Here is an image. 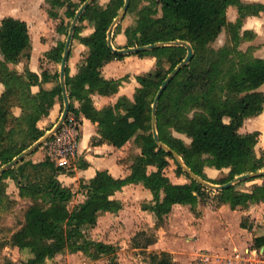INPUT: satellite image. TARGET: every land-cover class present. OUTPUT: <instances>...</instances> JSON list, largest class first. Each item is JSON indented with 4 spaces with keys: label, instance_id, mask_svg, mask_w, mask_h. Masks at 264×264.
I'll list each match as a JSON object with an SVG mask.
<instances>
[{
    "label": "trees",
    "instance_id": "trees-1",
    "mask_svg": "<svg viewBox=\"0 0 264 264\" xmlns=\"http://www.w3.org/2000/svg\"><path fill=\"white\" fill-rule=\"evenodd\" d=\"M138 1L142 0H131L129 10ZM147 1L150 5L139 11L136 25L125 31L128 48L188 42L195 51L191 63L171 80L159 100L157 130L160 140L179 153L193 172L212 183L224 184L244 173L263 169L264 159L258 157L255 150L260 132L243 134L240 128L246 119L258 116L264 110V91L261 90L264 85V58H257L238 47L248 36L247 32L244 37L240 35L245 18L264 12V3L246 4L242 0ZM124 4L125 0H110L105 6H100L94 0L88 6L80 22L88 20L94 31L82 36V26H77L74 38L86 45L89 53L75 76L70 75L67 66L66 83L71 101L70 112L78 120L84 115L98 123V143L108 142L121 148L135 138L142 152L132 165L130 175L125 178H116L108 170L98 171L89 183L88 199L73 211L68 207L73 192L63 186L56 175L64 169H55L54 162L49 159L34 163L26 162L24 158L23 172L30 166L42 171L39 180H30L21 186V195L41 194L46 203L30 206L22 228L12 237L17 247L31 249L33 257L29 264H44L63 251L82 249L74 240L82 235V227L95 225L100 213L119 211L122 203L112 196L128 184L143 182L152 192L154 204L149 210L158 220L170 214L177 204L197 206L208 189L191 178L175 155L157 143L154 135L155 98L169 74L186 58L188 50L185 46L165 45L136 53L140 57H156L157 68L136 75L140 86L134 99L123 96L115 105L103 109L94 105L92 95L116 93L123 82V79L105 78L103 68L126 55L114 51L108 44V32ZM47 5L54 18H60L58 8L66 7V16L72 21L80 10V6L76 7L72 0H47ZM232 5L238 8L240 14L236 23L228 19V8ZM63 24L62 21L58 30L68 37L72 22L69 27ZM224 29L233 31V45L211 48L210 43ZM65 46L66 40H61L46 56L61 64ZM31 47L28 23L19 18L5 17L0 25V82L5 86L0 97V168L45 135L38 122L49 115L56 97L63 98L59 72L54 76L59 80L57 86L52 90L42 87L40 92L33 93V85H42L50 79L47 72H43L41 81L40 76L28 67L24 73L12 67L19 64L23 57L30 58ZM165 61L171 64L169 70L163 66ZM75 101L80 102L79 107H76ZM14 107L22 109L21 116L14 114ZM174 132L185 134L191 143L175 136ZM19 136L23 138V144L18 146ZM28 138L32 139V143L24 144ZM170 159L177 165L176 174L191 178L190 182L173 183L170 180L164 173ZM207 165L219 170L231 168L229 178L215 182L204 171ZM149 166H155L156 170L149 172ZM44 168H48L49 172ZM12 174L13 168H10L1 177ZM262 201L264 184L254 186L251 191L236 190L235 186L219 191V202L230 204L233 209ZM93 243L101 253L115 251L110 244ZM254 246L264 248V234L255 238ZM155 258L156 264H172L167 253ZM111 264H119V261L114 259Z\"/></svg>",
    "mask_w": 264,
    "mask_h": 264
},
{
    "label": "rangeland",
    "instance_id": "rangeland-1",
    "mask_svg": "<svg viewBox=\"0 0 264 264\" xmlns=\"http://www.w3.org/2000/svg\"><path fill=\"white\" fill-rule=\"evenodd\" d=\"M21 1L25 4V2H29L30 0ZM86 1L72 0L74 5L76 7L80 6V8ZM95 1L100 6H105L110 2V0ZM15 5L18 8L21 6V4ZM148 5H150V2L147 0L136 2L132 9H128L125 16L118 22L113 31V42L116 48H128L129 43L127 36L125 44L121 45L119 43L120 38H122L120 34H125L128 27L136 25L139 11ZM66 9V7L58 8L60 14L58 26L62 24V21L64 22L63 26L67 27H69V23L73 22L71 18L66 16ZM77 26H82L81 32L87 27L84 25V22H79ZM68 30L70 31V29ZM62 35L63 40L67 41V35ZM232 37L233 31L224 29L220 36L215 41L211 42L209 46L218 49L224 45H233L234 42ZM74 39L77 40V38ZM241 43L242 41L239 43L238 48L243 51L240 49ZM247 52L254 56L252 50H247ZM140 58L143 57L137 54H126L120 59L119 61H121V64L119 65V72L122 73V77L119 79L130 81L131 79H135L137 74L152 72L157 68L156 63L147 71H145V69H139L140 66H138V62ZM27 60L26 57H23L21 60L26 64L25 69L28 67ZM42 63H44V65H42L43 71L45 69V71L52 70L57 73L61 70V65L57 62L50 67V61L47 56ZM163 66L165 70H169L171 64L165 61ZM20 67L22 68L23 66L20 64ZM15 68H17L16 65ZM25 69L23 68L24 71ZM24 71L22 73H24ZM55 80L58 84L59 80ZM61 102L62 117L65 107L64 98L61 99ZM71 114L74 115L70 112V115ZM77 121L79 122V150L81 123L80 120L77 119ZM38 124L44 126L42 122H38ZM174 135L184 139L188 144L191 143L190 138L185 134L174 132ZM22 139L23 138L20 136L18 137V146L23 144ZM52 139L41 146L44 152L41 162L49 159L54 162L56 169L57 167H61L58 165L60 157L55 158V161L51 159L49 142ZM98 142L99 140L97 139L92 141L93 145ZM30 143H32L31 138H28L24 142V144ZM34 144L35 143L31 146ZM37 150H39V148ZM126 151L128 152V158L132 165L138 161L142 152L141 146L135 138L127 145ZM31 156V154L28 155L24 160H26V162H33ZM84 162V155L76 151V153L68 159V162L65 164L66 166L61 167L64 170L56 173L57 178L62 175L66 177L72 174L74 172L73 169L76 166H82ZM5 165L6 164L2 165L1 168ZM21 166H23L22 161L12 167L13 174L16 175V178H14L13 174L8 177L0 176V264H29V260L33 257L31 249H21L17 247L14 245L12 237L22 228L25 221V213L30 206L35 203L46 204L41 194L38 196L21 195V186L28 184L30 180H39L42 171L30 166L23 172ZM176 167L177 165L174 160L170 159V165L165 169L164 173L169 176L173 183L176 181V177H178L182 183L190 182L192 177L190 176L191 178H187L186 176H178L176 174ZM44 171L49 172L48 168H44ZM148 171L151 172L150 169H148ZM260 171H264V168L256 172ZM230 172L231 168H224L215 174L213 173V175H211L212 177H208L215 182H222L229 178ZM23 173H25V176ZM59 180L63 186L68 187L73 192V196L68 202V207L71 211L88 199L87 193L89 183H84L83 180H80L68 185L64 176ZM263 184L264 177L261 176L239 182L235 185V188L236 190L251 191L254 186ZM207 188L208 189L202 194L197 206L176 205L173 207L172 212L166 215L162 220H158L154 213L149 210V207L154 204L153 195L148 197L142 192V190H144L142 187H135L134 189L127 190L125 202L121 201V211L115 213H100L95 225H85L82 227V235L74 239L82 249L63 251L54 258L48 259L44 264H111L114 259H117L119 264H156L155 256H161L162 253L170 255L172 264H260L259 260L253 262V260H250V257H244L246 252L245 247L240 246V248L238 246L237 248V245L223 243V237H226L221 223L222 219L224 220L228 213L224 211L220 212V214L217 213L218 207L221 204L219 202L220 190ZM238 210L248 211V213L241 218L242 226L248 229L256 228V233L258 235L264 231V201L251 202L246 206H240ZM232 227L234 229L239 228L236 219L233 221ZM93 242L110 244L115 247V251L113 253H101ZM224 247L226 249H224ZM229 248L233 250L232 255L225 252V250H230Z\"/></svg>",
    "mask_w": 264,
    "mask_h": 264
},
{
    "label": "crops",
    "instance_id": "crops-1",
    "mask_svg": "<svg viewBox=\"0 0 264 264\" xmlns=\"http://www.w3.org/2000/svg\"><path fill=\"white\" fill-rule=\"evenodd\" d=\"M244 3H264V0H242ZM15 4H21L18 8ZM228 19L231 22L236 23L240 17L239 10L236 6H230L228 8ZM15 17L22 20H25L28 23L30 34L32 37V47L29 50L30 58L27 60L28 68L37 73L40 76V80L43 78V68L42 63L45 54L51 51L53 48L58 46V43L63 40L62 33L58 30L59 18H54L48 12L47 0H30L29 2H23L21 0H0V25L2 20L5 17ZM85 27L80 34L82 36L90 35L94 31L93 25L89 23L88 20L84 21ZM245 32H247L248 36L243 38L240 49L243 51L252 50L253 54L257 58H264V12H261L259 15H250L247 16L244 20L243 26L240 29L241 37H244ZM122 38H120L119 43L121 45L125 44L127 40L126 35L120 34ZM75 40V39H74ZM72 42L70 57L68 59V66L70 68V75L75 76L79 73L80 65L85 60L89 53V48L84 45L79 39ZM50 67L56 62L52 59H49ZM21 61L16 65L17 69L23 72V68L25 69L26 64H22ZM157 63V58L153 56H145L139 59L138 66L139 69H151ZM20 64L23 66L20 67ZM60 64V63H58ZM121 61L114 60L108 63L103 68V75L107 79H119L122 76V73L119 72V65ZM61 65V64H60ZM15 67V65H13ZM129 71V70H125ZM49 80L42 82V85H33L32 92L38 93L43 87L46 90H52L55 86H57V82L54 79L55 72L52 70L46 71ZM61 72V70H60ZM59 72V73H60ZM139 75V74H137ZM140 84L135 79H131L130 81H123V84L120 86L119 91L113 93L111 95H101L94 94L92 95L94 105L98 109H103L110 105H115L118 100L127 96L131 100L134 99V94L136 92L137 87ZM264 85L261 87L263 89ZM5 90V86L0 82V97ZM76 107L80 106L79 101H75ZM13 112L16 116L22 115V109L20 107H14ZM62 113V102L61 99L56 97V101L53 107L50 109V113L48 116L43 117L40 121L44 126H40L39 128L44 131L45 135L53 130V128L58 124L61 119ZM81 123V136L79 143L78 153L84 155V159L87 165L86 166H76L73 169V173L66 176H59V179H62L64 176L68 185L70 183H75L77 181L83 180L84 183H90L91 179L94 178L98 171L108 170L116 178H125L131 173V161L128 158V152L126 151L127 145L130 141L121 148L115 147L112 144L105 143H97L94 144L92 141L94 139L100 140L99 127L98 123L92 122L90 119L86 118L84 115L80 118ZM255 131L260 132V137L258 144L256 145V153L259 157H264V110L263 112L251 118L246 119L244 125L240 128V132L243 134L252 133ZM44 135V136H45ZM191 140V139H190ZM32 161L34 163H39L43 159V147H40L39 150H36L31 154ZM148 169L152 171L156 170L155 166H149ZM205 173L212 177L213 173H217L219 169L215 167H211L209 165L205 166ZM176 181L174 183H182L178 177H176ZM135 187H142V192L146 194L148 197L153 195L152 192L146 188L143 182L139 183H131L124 186L121 190L115 192L112 198L119 200L120 202H125V194L127 190L134 189ZM248 191V190H244ZM88 195V193H87ZM121 202V203H122ZM181 205V204H177ZM176 206V205H175ZM239 207L233 209L230 204L223 203L218 207L217 213L224 211L227 212V216L225 219H222V228L224 230L225 237H223V243H231L233 245L242 246L246 248L245 256L250 257V260H259L260 264H264V248H256L254 246V240L257 236L263 235L264 231L261 234L256 233V228L248 229L241 224V218L248 213V211L238 210ZM122 208L119 210L121 211ZM111 213V212H106ZM115 213V212H112ZM236 219V222L239 225V228L234 229L232 227L233 221ZM230 245V244H229ZM246 245V246H245ZM241 248V247H240ZM224 249H226L224 247ZM230 249V248H229ZM225 252L232 255V248L230 250H225ZM247 257V258H248ZM252 263V262H251Z\"/></svg>",
    "mask_w": 264,
    "mask_h": 264
},
{
    "label": "water",
    "instance_id": "water-1",
    "mask_svg": "<svg viewBox=\"0 0 264 264\" xmlns=\"http://www.w3.org/2000/svg\"><path fill=\"white\" fill-rule=\"evenodd\" d=\"M94 0H87L83 6L80 8V10L77 12L76 17L74 18L71 27H70V31H69V35L67 37V41H66V46H65V52L63 55V60L61 63V72H60V78H61V86H62V90H63V98H64V111L62 114L61 119L59 120L58 124L53 128V130L51 132H49L48 134H46L45 136H43L39 141H37L33 146H31L30 148H28L27 150L23 151L21 154H19L17 157H15L12 161H10L9 163H7L5 166H3L0 169V176L7 171L8 169L14 167L16 164H18L20 161H22L25 157H27L28 155L32 154L33 152H35L38 148H40L44 143H46L53 135H55L64 125V123L66 122L69 114H70V110H71V101H70V97H69V93H68V89H67V83H66V70H67V66H68V59L70 57V52H71V46H72V42L74 40V35H75V30L76 27L78 25V23L80 22V19L82 17V15L84 14V12L86 11V9L88 8L89 5H91L93 3ZM131 4V0H125V4L124 7L122 9V12L118 15V17L115 19L114 23L112 24L109 32H108V44L110 46L111 49H113L114 51H117L119 53L122 54H136L138 52L141 51H150L156 47H161V46H165V45H183L187 48L188 52H187V56L186 58L183 60V62H181L167 77V79L163 82V85L161 86L156 98H155V102H154V106H153V126H154V135H155V139L157 141V143L159 145H161L162 147H164L166 150L172 152L175 157L178 159V161L181 163V165L183 166L184 170L186 172L189 173V175L196 180L197 182H199L200 184L215 189V190H223V189H227L230 187L235 186L236 184H238L239 182L251 179V178H258L261 176H264V171H260V172H249V173H244L242 175H239L237 177H235L233 180L224 183V184H214L211 183L207 180H204L203 178H201L200 176H198L195 172H193L185 163L184 160L182 159V157L180 156L179 153H177L176 151L172 150L168 145L164 144L159 137V133L157 130V109H158V104H159V100L161 98L162 93L164 92V90L167 88L168 84L171 82V80L180 72V70L182 68H184L185 66H187L188 64L191 63V61L193 60L194 56H195V51H194V47L192 46V44L188 43V42H175V43H157L154 45H146V46H138V47H131V48H127V49H117L114 45L113 42V31L115 29V27L117 26L118 22L125 16V14L127 13L129 7Z\"/></svg>",
    "mask_w": 264,
    "mask_h": 264
},
{
    "label": "built area",
    "instance_id": "built-area-1",
    "mask_svg": "<svg viewBox=\"0 0 264 264\" xmlns=\"http://www.w3.org/2000/svg\"><path fill=\"white\" fill-rule=\"evenodd\" d=\"M79 122L75 115L68 116L62 128L54 135L49 142L50 155L52 160L60 157L59 166L65 167L68 159L78 152Z\"/></svg>",
    "mask_w": 264,
    "mask_h": 264
}]
</instances>
